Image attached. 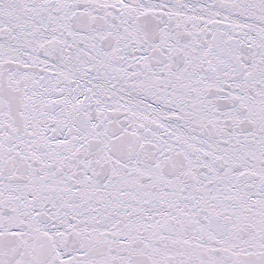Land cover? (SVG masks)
<instances>
[{
    "label": "snow or ice",
    "instance_id": "snow-or-ice-1",
    "mask_svg": "<svg viewBox=\"0 0 264 264\" xmlns=\"http://www.w3.org/2000/svg\"><path fill=\"white\" fill-rule=\"evenodd\" d=\"M0 264H264V0H0Z\"/></svg>",
    "mask_w": 264,
    "mask_h": 264
}]
</instances>
